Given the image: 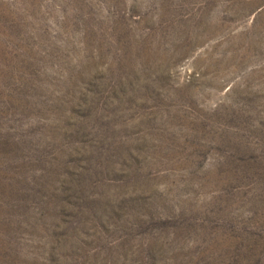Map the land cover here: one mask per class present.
<instances>
[{"label": "rangeland", "instance_id": "1", "mask_svg": "<svg viewBox=\"0 0 264 264\" xmlns=\"http://www.w3.org/2000/svg\"><path fill=\"white\" fill-rule=\"evenodd\" d=\"M0 264H264V0H0Z\"/></svg>", "mask_w": 264, "mask_h": 264}]
</instances>
